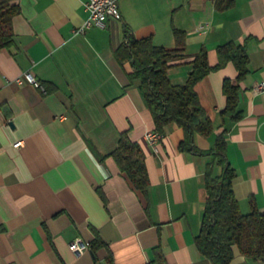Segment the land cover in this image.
Instances as JSON below:
<instances>
[{
	"label": "crops",
	"instance_id": "crops-1",
	"mask_svg": "<svg viewBox=\"0 0 264 264\" xmlns=\"http://www.w3.org/2000/svg\"><path fill=\"white\" fill-rule=\"evenodd\" d=\"M86 1L16 0L14 43L0 51V264H212L194 242L212 157L180 152L182 131L174 123L163 127L156 146L147 143L145 133L156 131L151 115L114 50L126 30L167 49L180 31L185 57L167 74L181 85L201 49L213 66L218 46L245 47L242 119L220 116L222 81L236 77L229 62L194 87L213 131L193 141L209 152L223 134L241 213L251 211L252 200L264 214V87L257 90L264 86V0H118L120 19L74 34ZM25 72L43 90L18 83ZM124 132L143 153L142 192L107 156ZM77 239L87 245L81 255L68 248ZM232 264L264 261L236 254Z\"/></svg>",
	"mask_w": 264,
	"mask_h": 264
},
{
	"label": "trees",
	"instance_id": "trees-1",
	"mask_svg": "<svg viewBox=\"0 0 264 264\" xmlns=\"http://www.w3.org/2000/svg\"><path fill=\"white\" fill-rule=\"evenodd\" d=\"M16 0H0V51L13 45L12 20L18 14ZM175 46L171 49L153 44L151 38L137 39L130 31L124 32L122 44L114 50V57L121 65L128 63L129 82L137 81L138 90L148 109L154 128L158 133L169 123L182 131L178 145L180 152L194 155H210L211 165L205 173L206 200L201 227L194 238L199 253L212 264H232L235 255L254 261H264V214H260L250 200L251 211L241 213L233 194L232 182L235 171L227 162L226 141L220 135L209 152L199 150L193 138L208 136L213 131L211 120L201 108L195 85L210 72L232 63L236 70L234 80L225 78L221 91L225 105L220 111L223 120L235 123L242 119L239 104V83L248 72V56L245 47L228 42L216 48L217 63L211 66L207 51L201 49L190 61V70L181 85H173L167 71L173 61L185 57L182 33L173 31ZM119 171L127 177L138 191L148 186V175L143 153L138 144L132 142L127 133L119 135L116 147L107 155ZM220 169L213 174V167ZM95 249V244L92 246Z\"/></svg>",
	"mask_w": 264,
	"mask_h": 264
},
{
	"label": "built area",
	"instance_id": "built-area-1",
	"mask_svg": "<svg viewBox=\"0 0 264 264\" xmlns=\"http://www.w3.org/2000/svg\"><path fill=\"white\" fill-rule=\"evenodd\" d=\"M84 9L86 11V18L82 25L74 31V34H83L85 30L92 27L103 29L105 22L108 18L120 19V11L118 7V0H87L84 3ZM200 30L202 26L198 27ZM18 83L27 82L34 87H38L43 90L40 84L32 77L28 72L23 73L22 77L17 79ZM263 85H259L257 90L263 89ZM162 135L156 131H149L145 133V139L147 143L154 147L160 140ZM20 143L14 144L15 147L19 146ZM69 250L74 255H81L87 250V245L81 240H74L68 245Z\"/></svg>",
	"mask_w": 264,
	"mask_h": 264
}]
</instances>
